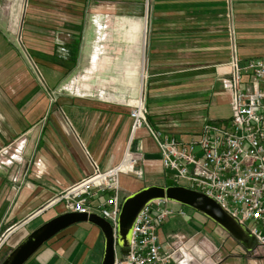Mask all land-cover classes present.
<instances>
[{
	"label": "crops",
	"instance_id": "crops-1",
	"mask_svg": "<svg viewBox=\"0 0 264 264\" xmlns=\"http://www.w3.org/2000/svg\"><path fill=\"white\" fill-rule=\"evenodd\" d=\"M55 1L0 0V236H8L9 245L32 224L64 213L54 203L59 194L96 169L115 168L126 153L135 169L161 173L169 184L146 129L132 135L129 111L144 85L150 126L189 137L200 129L207 105L195 100L215 93L230 111L227 92L214 91L231 54L229 32L241 63L264 59V0H149V18L142 27L127 23L131 31L120 40L125 53L129 45L133 57L140 53L138 68L113 71L96 69L95 35L102 27L94 20L113 10L141 12L145 0H70L68 24L49 20L53 27H37L32 19L58 13L35 6ZM106 76L112 81H102ZM15 144L20 151L5 164ZM142 179L120 173L123 199L146 187ZM191 217L190 228L180 223L159 232L166 245L184 243L188 264H264V245L248 250L209 219ZM102 247L95 226L73 225L25 264H100Z\"/></svg>",
	"mask_w": 264,
	"mask_h": 264
},
{
	"label": "built area",
	"instance_id": "built-area-1",
	"mask_svg": "<svg viewBox=\"0 0 264 264\" xmlns=\"http://www.w3.org/2000/svg\"><path fill=\"white\" fill-rule=\"evenodd\" d=\"M233 34L231 30L228 35L231 54L220 78L231 98V117L226 124L204 120L189 137L153 129L139 96L141 104L131 105L129 111L131 130L133 135L146 129L158 148L170 185L207 195L245 226L259 245H264V59L241 63ZM11 150L5 164L16 157L20 148L15 144ZM125 157L130 160L128 167L123 166V159L115 168L102 172L96 169L59 194L54 203H61L64 213L97 214L115 232L123 200L120 173L143 178L142 172L135 169L136 160L128 153ZM168 203L156 200L147 204L133 225L129 253L118 256L115 248L114 264H188L182 241L166 245L160 239L163 223L174 216L186 218L183 210H174ZM7 241L8 236H0V255Z\"/></svg>",
	"mask_w": 264,
	"mask_h": 264
},
{
	"label": "water",
	"instance_id": "water-1",
	"mask_svg": "<svg viewBox=\"0 0 264 264\" xmlns=\"http://www.w3.org/2000/svg\"><path fill=\"white\" fill-rule=\"evenodd\" d=\"M156 200L180 204L193 209L196 213L209 219L219 229L225 231L236 242L252 250L256 244L255 237L224 211L217 202L195 190L183 186H155L149 185L132 193L122 200L118 215V225L114 232L111 224L97 214L88 216L80 213H61L44 222L35 230L29 232L19 244L15 246L0 262V264H25L51 239L60 232L78 224H91L102 234L103 255L100 264H114L116 249L121 256L129 253L131 231L140 212ZM116 248V249H115Z\"/></svg>",
	"mask_w": 264,
	"mask_h": 264
},
{
	"label": "rangeland",
	"instance_id": "rangeland-1",
	"mask_svg": "<svg viewBox=\"0 0 264 264\" xmlns=\"http://www.w3.org/2000/svg\"><path fill=\"white\" fill-rule=\"evenodd\" d=\"M148 4H149V0H145V3H143V8L141 10V12H135L132 11H126V13L124 12H120L118 10H113L112 14L110 15H100L97 16L96 20H94V24L99 25L100 27H102V29L100 31H98L95 35V42L96 45L94 47V51H95V55L97 57V67L96 68L98 71L99 70H110L113 71L115 70H123V69H132L133 67L138 68V64L141 62V56L140 53L138 52V54H136L134 57L132 56L131 48L129 45V52L125 53L124 50H126V47H124V44L120 41L122 39L125 38L126 34L131 31L130 26L127 23H138L141 27L144 24V22L149 18V11H148ZM45 7L40 6V8L35 6V9H41V10H49V11H53L55 10L58 14L56 18L53 19H38V20H33L36 23V26H49L48 28H50V26H52V24H49V20L53 21L56 20L57 23H55L54 25H66L69 23L70 17H69V13L68 10L71 9V2L70 0H58L53 2L52 4H48V3H44L42 4ZM30 7H32V4L30 5ZM86 18V17H85ZM85 23V20H84ZM127 24V26H126ZM53 25V26H54ZM103 25H107L109 26L106 30H104ZM37 26V27H38ZM52 26V27H53ZM45 28V27H43ZM126 28V29H124ZM56 31V30H55ZM15 39L17 40V42L20 43V37H15ZM123 41V40H122ZM111 42V43H110ZM121 50H123V52H121ZM127 55L128 61L127 60H122L124 58V55ZM36 54H34V57ZM58 59V58H57ZM111 60V61H110ZM58 61H60L58 59ZM110 61V62H108ZM145 64H146V58H144V67L143 70L145 68ZM107 65L109 66V68H107ZM144 74H145V70H144ZM108 76V75H107ZM103 78L102 81H106L107 82H111L112 78ZM115 77V76H114ZM144 81H145V76L143 79V85H144ZM111 86V85H109ZM114 86H118V84H114ZM112 87V86H111ZM139 90V85L137 84V82L135 81L133 87H132V99L137 98V92ZM214 91L217 93L218 91H222L223 92V86L222 83H220L219 81L216 83L215 85V89ZM145 85L143 86V90L142 92L139 94V96H142V99L145 102V107H146V111H147V102L145 100ZM137 95V96H136ZM214 95H216L215 93H211V97H209V95H203V99L202 100H195L197 101L196 103L202 102V104L204 102H207L206 107L204 108L203 111H201L202 115H203V119L205 120V122L207 121H215L217 123H224L226 124L228 119L230 118L231 112L229 111L228 105L224 102V100H219V98H216ZM186 114H180L178 115L179 117H182ZM204 120H202L201 123H204ZM10 154H12V151L10 152ZM143 183L147 184L146 186L149 185H155V186H164L165 184L162 181V174L161 173H153V174H145L143 173ZM167 182V180L165 179V183ZM107 197V196H106ZM169 207H171L174 210L177 209H181L183 210L185 217H180V216H174L171 219H169L167 222L162 224L161 229L163 228L165 231H175L177 229V226H180V223H185L189 228L190 225H192V221L191 220V215L196 213L193 209H190L188 207L182 206L180 204H174V203H168ZM58 206H62L61 203H58ZM198 214V213H196ZM49 220V219H48ZM44 222H46V220H44ZM190 222V223H189ZM189 223V225L187 224ZM43 222H36L34 224H32L31 226H29L28 230H30L29 232L35 230L36 228H38L39 226L43 225ZM89 224L85 225L83 224V226H88ZM18 238L21 239V237H23L17 244H19L24 238H26L27 235H23L21 236L20 233H18L16 235ZM16 237V238H17ZM17 244H5V246L3 247V249L1 250V255H0V261L13 249L15 248L14 246H16ZM11 248V249H9ZM103 249V247H102ZM104 251V249H103ZM103 255V252H102ZM117 255H121L119 249L117 250Z\"/></svg>",
	"mask_w": 264,
	"mask_h": 264
},
{
	"label": "bare ground",
	"instance_id": "bare-ground-1",
	"mask_svg": "<svg viewBox=\"0 0 264 264\" xmlns=\"http://www.w3.org/2000/svg\"><path fill=\"white\" fill-rule=\"evenodd\" d=\"M136 104L140 105L141 104V100L140 99H136L135 101L132 102V105H136ZM128 158L129 157H127V158L125 157L124 158L123 166H127V167L129 166L130 160Z\"/></svg>",
	"mask_w": 264,
	"mask_h": 264
},
{
	"label": "flooded vegetation",
	"instance_id": "flooded-vegetation-1",
	"mask_svg": "<svg viewBox=\"0 0 264 264\" xmlns=\"http://www.w3.org/2000/svg\"><path fill=\"white\" fill-rule=\"evenodd\" d=\"M166 186H168V184ZM169 186H172V185H169Z\"/></svg>",
	"mask_w": 264,
	"mask_h": 264
},
{
	"label": "trees",
	"instance_id": "trees-1",
	"mask_svg": "<svg viewBox=\"0 0 264 264\" xmlns=\"http://www.w3.org/2000/svg\"><path fill=\"white\" fill-rule=\"evenodd\" d=\"M170 184H168V186H169ZM166 186V185H165Z\"/></svg>",
	"mask_w": 264,
	"mask_h": 264
}]
</instances>
